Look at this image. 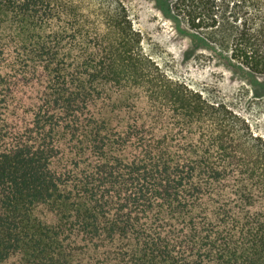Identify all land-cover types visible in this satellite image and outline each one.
<instances>
[{
	"label": "trees",
	"instance_id": "16d2710c",
	"mask_svg": "<svg viewBox=\"0 0 264 264\" xmlns=\"http://www.w3.org/2000/svg\"><path fill=\"white\" fill-rule=\"evenodd\" d=\"M166 1L264 77V0ZM140 42L121 0H0V264H264V138Z\"/></svg>",
	"mask_w": 264,
	"mask_h": 264
},
{
	"label": "rangeland",
	"instance_id": "374dc122",
	"mask_svg": "<svg viewBox=\"0 0 264 264\" xmlns=\"http://www.w3.org/2000/svg\"><path fill=\"white\" fill-rule=\"evenodd\" d=\"M121 1L141 35L143 51L160 68L206 95H217L264 138V77L255 80L241 73L217 45L177 23L167 10L168 1Z\"/></svg>",
	"mask_w": 264,
	"mask_h": 264
}]
</instances>
